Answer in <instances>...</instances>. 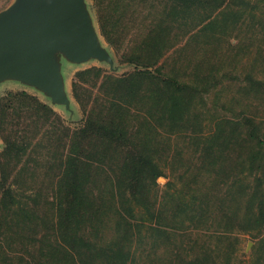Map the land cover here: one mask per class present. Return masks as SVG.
I'll return each instance as SVG.
<instances>
[{"label":"rangeland","instance_id":"rangeland-1","mask_svg":"<svg viewBox=\"0 0 264 264\" xmlns=\"http://www.w3.org/2000/svg\"><path fill=\"white\" fill-rule=\"evenodd\" d=\"M14 1L0 0V11ZM241 1L223 0L220 8L208 7L215 23L202 21L207 15L198 8L186 24L181 0H84L100 44L113 62L97 57L74 62L59 53L69 107L54 104L33 85L12 78L0 82V107L7 110L0 125V264H81L64 258L62 251L56 255L54 184L59 159L67 151L57 137H64L66 127H81L90 112L107 122L122 120L132 139L141 142L149 130L145 122L152 124L150 141L165 172L153 190L155 200L163 201L170 189L195 205L204 201V215L212 223L199 231L230 236L216 244L221 246L219 264H224L230 243L235 264H264V152L259 168L252 166L248 156L253 145L246 136L253 123L262 126L264 138V0L235 3ZM173 2L183 13L171 26L173 45L165 49L160 70L129 61L132 49L146 45L161 20L168 21ZM138 71H165L183 81L186 90L179 107L167 105L172 90L158 91ZM137 83L143 98L128 95ZM23 91L49 104L60 119L38 121L41 110L14 98ZM123 106L125 114L119 118ZM9 140L19 146L12 148ZM187 180L189 191L182 186ZM6 188L16 191L13 199L2 195ZM134 214L141 212L136 209ZM110 217L105 237L115 233L117 215L112 212ZM146 239L134 248L135 262L127 264L177 263L173 244L159 248L152 237Z\"/></svg>","mask_w":264,"mask_h":264},{"label":"trees","instance_id":"trees-1","mask_svg":"<svg viewBox=\"0 0 264 264\" xmlns=\"http://www.w3.org/2000/svg\"><path fill=\"white\" fill-rule=\"evenodd\" d=\"M181 1L184 4L183 11L186 12V24L190 23L187 19L193 17L198 8H202L207 15L202 21L208 19L209 24L215 23L212 12L207 9L220 8L223 3V0ZM235 3L240 6L244 4V0ZM181 11L174 2L170 4L168 21L162 19L164 25L152 31L151 41L132 49V53L126 58L137 64L154 65V69L160 70L159 61L165 49L173 45L170 42L171 26L178 21L177 14ZM179 19H182L181 15ZM136 50L146 51V55H137L139 53ZM136 73L157 86L158 91L172 90L169 92L172 96L167 105L179 107L182 93L186 90L183 81L165 71L159 74H154L153 71ZM77 84L76 82L75 85ZM141 90V83H137L130 88L128 95L143 98L145 94ZM122 93L125 94V91ZM14 98L27 102L28 105H35L37 110H41L42 114L39 115L35 111L38 121L44 123L52 117L60 119L49 104L26 91L18 93ZM13 102L10 99L9 106L13 107ZM124 107L119 111V118L125 114ZM174 110L175 108L172 112ZM6 111L0 107V125L5 121ZM97 117L90 112L81 127L65 128L63 136L66 140L64 137H57L63 140L60 145L67 147V151L59 159V172L55 176L54 184L57 202L54 229L58 242H62H57L56 255L62 251L64 258L81 261V264H127L130 260L133 263L137 257L134 248L137 244L145 243L149 235L158 247L167 242L173 244L176 264H219L221 246L216 244L230 236H224L217 230L206 234L199 231L207 229L205 223H212L204 215L207 204L201 201L195 205L184 194L171 192L170 189L166 191L163 201L157 202L154 198L153 190L158 177L165 175V172L155 159L157 150L150 141L153 125L145 122L150 131L144 132L141 142L132 139L122 120L107 122ZM255 125L250 123L246 130L247 142L253 145L250 146L248 160L252 166L259 168L257 161L264 152V138L262 126ZM138 132L137 130L136 133ZM9 144L12 148L19 146L11 140ZM189 185L187 180L182 186H186L189 191L192 189ZM181 190L187 193L184 188ZM15 192L6 188L2 195L11 200L15 197ZM136 209L141 214L135 217ZM112 212L117 215L114 220L115 233L105 237L104 230L108 227L107 222L112 220ZM247 226L250 229L252 227ZM194 231H197L195 237ZM231 246L232 243L226 245L227 256L224 264H235L232 261L235 256L234 250L231 252Z\"/></svg>","mask_w":264,"mask_h":264},{"label":"water","instance_id":"water-1","mask_svg":"<svg viewBox=\"0 0 264 264\" xmlns=\"http://www.w3.org/2000/svg\"><path fill=\"white\" fill-rule=\"evenodd\" d=\"M59 53L71 61L113 62L101 46L84 0H15L0 11V82L33 85L69 107Z\"/></svg>","mask_w":264,"mask_h":264}]
</instances>
